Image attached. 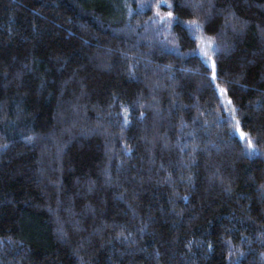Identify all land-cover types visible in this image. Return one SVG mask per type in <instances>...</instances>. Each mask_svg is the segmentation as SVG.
Masks as SVG:
<instances>
[{"label":"trees","instance_id":"1","mask_svg":"<svg viewBox=\"0 0 264 264\" xmlns=\"http://www.w3.org/2000/svg\"><path fill=\"white\" fill-rule=\"evenodd\" d=\"M0 264H264V0H0Z\"/></svg>","mask_w":264,"mask_h":264},{"label":"snow or ice","instance_id":"2","mask_svg":"<svg viewBox=\"0 0 264 264\" xmlns=\"http://www.w3.org/2000/svg\"><path fill=\"white\" fill-rule=\"evenodd\" d=\"M241 135L243 136L244 134H243V133H241Z\"/></svg>","mask_w":264,"mask_h":264}]
</instances>
